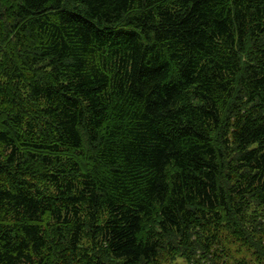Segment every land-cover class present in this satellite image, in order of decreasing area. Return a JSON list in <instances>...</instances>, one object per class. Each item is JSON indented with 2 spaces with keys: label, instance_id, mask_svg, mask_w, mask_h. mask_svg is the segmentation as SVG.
I'll list each match as a JSON object with an SVG mask.
<instances>
[{
  "label": "trees",
  "instance_id": "1",
  "mask_svg": "<svg viewBox=\"0 0 264 264\" xmlns=\"http://www.w3.org/2000/svg\"><path fill=\"white\" fill-rule=\"evenodd\" d=\"M233 243L264 264V0H0V264Z\"/></svg>",
  "mask_w": 264,
  "mask_h": 264
},
{
  "label": "rangeland",
  "instance_id": "2",
  "mask_svg": "<svg viewBox=\"0 0 264 264\" xmlns=\"http://www.w3.org/2000/svg\"><path fill=\"white\" fill-rule=\"evenodd\" d=\"M83 241H88L87 238H84ZM233 250L229 252L232 256L227 257L225 264H233L235 259L246 260L250 263L255 262V254L252 253L251 249H248L245 245H238V243H233ZM222 255V254H221ZM225 257L222 255L220 258L221 262ZM161 264H194L193 261L187 260L184 256L181 255H171V254H161L160 257Z\"/></svg>",
  "mask_w": 264,
  "mask_h": 264
}]
</instances>
